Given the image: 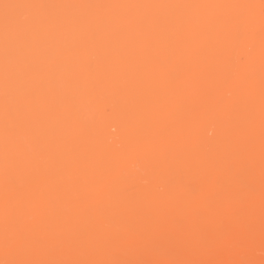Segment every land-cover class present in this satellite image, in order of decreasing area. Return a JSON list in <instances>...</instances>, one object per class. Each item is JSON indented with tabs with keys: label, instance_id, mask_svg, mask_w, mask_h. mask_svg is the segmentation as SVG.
<instances>
[{
	"label": "bare ground",
	"instance_id": "1",
	"mask_svg": "<svg viewBox=\"0 0 264 264\" xmlns=\"http://www.w3.org/2000/svg\"><path fill=\"white\" fill-rule=\"evenodd\" d=\"M0 264H264V0H0Z\"/></svg>",
	"mask_w": 264,
	"mask_h": 264
}]
</instances>
